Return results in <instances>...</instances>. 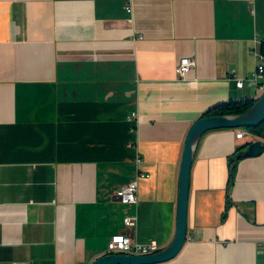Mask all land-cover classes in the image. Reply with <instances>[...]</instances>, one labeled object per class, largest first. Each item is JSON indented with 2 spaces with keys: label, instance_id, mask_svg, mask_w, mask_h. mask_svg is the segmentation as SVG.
I'll return each mask as SVG.
<instances>
[{
  "label": "crops",
  "instance_id": "1",
  "mask_svg": "<svg viewBox=\"0 0 264 264\" xmlns=\"http://www.w3.org/2000/svg\"><path fill=\"white\" fill-rule=\"evenodd\" d=\"M261 56L264 0H0V264H90L122 234L166 247L186 135L260 96ZM239 130L201 137L186 240L160 264H264V152L229 185V158L264 140Z\"/></svg>",
  "mask_w": 264,
  "mask_h": 264
},
{
  "label": "water",
  "instance_id": "2",
  "mask_svg": "<svg viewBox=\"0 0 264 264\" xmlns=\"http://www.w3.org/2000/svg\"><path fill=\"white\" fill-rule=\"evenodd\" d=\"M264 122V90L255 100L254 104L245 112L231 116H210L197 119L190 127L184 143L179 171L178 207L176 230L171 242L161 250L149 255H121L105 254L90 264H160L167 262L182 249L186 240V217L189 192L190 169L194 152L201 137L209 131L239 130L255 128ZM264 140V134L260 137ZM246 149L239 153L235 160L241 161L253 158L264 152V141L250 143ZM229 158V163L232 162Z\"/></svg>",
  "mask_w": 264,
  "mask_h": 264
},
{
  "label": "built area",
  "instance_id": "3",
  "mask_svg": "<svg viewBox=\"0 0 264 264\" xmlns=\"http://www.w3.org/2000/svg\"><path fill=\"white\" fill-rule=\"evenodd\" d=\"M127 13H130V8H126ZM194 63L190 58H183L179 61L175 69V73L179 79H183L189 71L192 69ZM264 76V56L259 57L257 66L250 76V81L257 84ZM243 86L242 81L236 82V87L241 88ZM133 117V115H132ZM132 117L129 118V121H132ZM244 135L243 131H237L235 134V139L240 140ZM147 178L145 175H138L139 178ZM137 179L128 185L118 189L114 196L117 201L122 205H136L137 203V193H138V184ZM124 227L131 229L135 226V220L130 218H125L123 221ZM157 246L154 243L149 244H138L132 242L129 235H115L110 238V241L107 245L106 254H121V255H136L143 256L149 255L156 252Z\"/></svg>",
  "mask_w": 264,
  "mask_h": 264
},
{
  "label": "trees",
  "instance_id": "4",
  "mask_svg": "<svg viewBox=\"0 0 264 264\" xmlns=\"http://www.w3.org/2000/svg\"><path fill=\"white\" fill-rule=\"evenodd\" d=\"M254 102L255 100L217 105L211 108L209 111H207L203 115V117L238 115V114L245 112L247 109H249L254 104ZM246 131L257 137H262V135L264 134V122L255 128L246 129ZM244 149H245V146L237 149L234 152V154L230 157L233 160L231 163H229V185L232 182L233 177H234L235 165L239 162L235 160V157L239 153H241V151Z\"/></svg>",
  "mask_w": 264,
  "mask_h": 264
}]
</instances>
